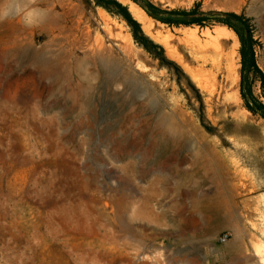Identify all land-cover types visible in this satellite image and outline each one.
Returning <instances> with one entry per match:
<instances>
[{
	"label": "rangeland",
	"instance_id": "1",
	"mask_svg": "<svg viewBox=\"0 0 264 264\" xmlns=\"http://www.w3.org/2000/svg\"><path fill=\"white\" fill-rule=\"evenodd\" d=\"M116 1L180 74L95 0H0V264H264V117L241 94L240 37L218 22L243 17L264 74V0H149L217 14L205 27ZM218 27L235 36L198 51ZM252 89L264 103V81Z\"/></svg>",
	"mask_w": 264,
	"mask_h": 264
},
{
	"label": "trees",
	"instance_id": "2",
	"mask_svg": "<svg viewBox=\"0 0 264 264\" xmlns=\"http://www.w3.org/2000/svg\"><path fill=\"white\" fill-rule=\"evenodd\" d=\"M141 6L149 16L167 24L169 26H193L197 25L205 27L208 16L217 14H205L201 12L198 5L191 10H174L166 11L155 6L149 0H133ZM98 6L105 8L108 12L119 15L125 19L129 27L134 41L145 49L150 55L158 59L162 65L174 67L177 74L181 73V69L165 56V50L162 46L154 43L143 32L141 25L133 19L127 8L121 5L116 0H95ZM112 5H114V10ZM223 18H219L220 24L226 25L233 29L241 41V77L242 90L241 94L245 101L246 107L253 113H259L264 117V103L261 102L255 95L252 89L253 83L259 79L264 81V74L258 66L256 59L255 45L256 41L253 38L252 30L243 17L235 14H222ZM197 91V90H196Z\"/></svg>",
	"mask_w": 264,
	"mask_h": 264
},
{
	"label": "bare ground",
	"instance_id": "3",
	"mask_svg": "<svg viewBox=\"0 0 264 264\" xmlns=\"http://www.w3.org/2000/svg\"><path fill=\"white\" fill-rule=\"evenodd\" d=\"M43 1V0H42ZM120 1H122V2H125V0H120ZM49 4V3H48ZM47 4V5H48ZM54 4V3H53ZM64 6H67V5H64ZM47 7V6H46ZM45 7V8H46ZM39 8H41V7H39ZM43 9H44V7H43ZM54 10V9H53ZM48 11V10H47ZM62 11V10H61ZM65 11H67V9L65 10ZM130 11L133 13V15H134V17L143 25V28H144V30L146 31V32H148V33H151L153 30H154V26H153V22L151 21V19H149V17H147V15L145 14V12L142 10V9H140V8H138L136 5H134V4H132L131 6H130ZM43 12H45L44 10H43ZM43 12H41V14L39 15V17L41 18V20H44V19H46V23L48 22V24H51V25H54V23H55V20H58V17L55 15V12L53 13H49V11H48V13H45V14H42ZM63 12V11H62ZM58 13V12H57ZM60 13V12H59ZM61 14V13H60ZM63 15V14H62ZM61 15V16H62ZM64 15H66V14H64ZM63 17V16H62ZM65 18V17H64ZM63 18V19H64ZM70 18V17H69ZM49 19V20H48ZM55 19V20H54ZM66 19V18H65ZM64 19V20H65ZM60 21V20H59ZM106 21V20H105ZM41 24H44V23H41ZM60 24V23H59ZM72 24V23H71ZM11 25V24H10ZM16 25H17V23H16ZM45 25V24H44ZM47 25V24H46ZM64 25V24H63ZM78 25V24H77ZM108 25V24H107ZM55 26V25H54ZM75 26V25H74ZM43 27V26H42ZM67 27V26H66ZM70 27V26H69ZM75 27H77V26H75ZM11 28V27H10ZM14 28V27H13ZM58 28H60V26L58 27ZM63 29V28H62ZM62 29H60L61 30V32L64 30H62ZM66 29V28H65ZM68 29V28H67ZM71 29V28H70ZM70 29H68V30H70ZM110 29V28H109ZM76 30V29H75ZM15 31H16V29H15ZM57 31V30H56ZM77 31V30H76ZM19 32H20V29H19ZM25 32V31H24ZM60 32V33H61ZM66 32V31H65ZM73 32V31H72ZM87 32V31H86ZM184 32V31H183ZM225 32H229V34H230V36L229 37H231V36H235L234 35V33L233 32H231V31H229L226 27H218L217 29H215L214 31H213V33L212 32H210L209 30H206L205 31V33H204V36H205V40L204 41H201L200 39L197 41V44H196V46H198L197 47V50L198 51H201V52H204V51H206V49L210 46V43H214L215 41H219V39L223 36V34L225 33ZM77 33V32H76ZM14 34V33H13ZM54 34V33H53ZM56 34V33H55ZM61 34H64V32L63 33H61ZM75 34V33H74ZM73 34V35H74ZM84 34H86V33H84ZM184 34V33H183ZM65 35H66V33H65ZM69 35V34H68ZM88 35V34H87ZM158 35L159 36H161V34L160 33H158ZM185 35H186V37L187 38H193V39H196V32H195V30H185ZM64 36V35H63ZM67 36V35H66ZM70 36V35H69ZM81 36H82V34H81ZM226 36V35H225ZM18 38L20 37V35L19 36H17ZM65 37V36H64ZM75 37V36H74ZM86 37V36H85ZM72 38V37H71ZM83 38V37H82ZM88 38V37H87ZM185 38V37H184ZM198 38V37H197ZM167 39H168V37H164V41L167 43ZM20 40V39H19ZM63 40V39H62ZM69 40H70V38H69ZM69 40H67V42L69 41ZM88 40V39H87ZM99 40V39H98ZM101 40V39H100ZM157 40H158V38H157ZM187 40V39H186ZM64 41V40H63ZM63 41H60V42H63ZM71 41V40H70ZM75 41V40H74ZM81 41V40H80ZM66 42V41H65ZM66 42V43H67ZM72 42V41H71ZM83 42V41H82ZM186 42V41H185ZM189 42V41H188ZM85 43V42H84ZM98 43V42H97ZM195 43V42H194ZM75 44V43H74ZM59 45V44H58ZM57 45V46H58ZM64 45V44H63ZM78 45V44H77ZM236 45H237V42H236ZM236 45H234V46H236ZM52 46V45H51ZM56 46V45H55ZM62 45H60V47H61ZM72 46V45H71ZM96 46V45H95ZM48 47V46H47ZM53 47V46H52ZM52 47H51V49H52ZM68 47V46H67ZM168 47V46H167ZM214 47V46H213ZM46 48V47H45ZM49 48V47H48ZM57 48V47H56ZM71 48V47H70ZM74 48V47H73ZM81 48V47H80ZM89 48V47H88ZM50 49V48H49ZM93 49V48H92ZM26 50V49H25ZM56 50V49H55ZM68 50V49H67ZM97 50V49H96ZM24 51V50H23ZM30 51H32V50H30ZM35 51V50H34ZM46 51V50H45ZM53 51V50H52ZM47 52V51H46ZM211 52V51H210ZM25 53V52H24ZM43 53V52H42ZM54 53V52H53ZM40 54V53H39ZM46 54V53H45ZM66 55V54H65ZM41 56H42V54H41ZM47 56V55H46ZM60 56H62L61 54H60ZM66 56H68V55H66ZM48 57H50V56H48ZM53 57V56H52ZM63 57V56H62ZM232 57V56H231ZM55 58V57H54ZM59 58V57H58ZM233 58V57H232ZM231 58V59H232ZM35 59V58H34ZM39 59H41L40 57H39ZM48 59V58H47ZM56 59V58H55ZM65 59V58H64ZM38 59H36V61H37ZM43 60H46V59H44L43 58ZM49 60H50V58H49ZM48 60V61H49ZM52 60V59H51ZM63 60V59H62ZM40 61V60H39ZM39 61H37V62H39ZM44 62H46V61H44ZM48 63V62H47ZM47 63H46V65H47ZM66 63V62H65ZM59 64V63H58ZM233 65V64H232ZM52 67V66H51ZM60 68V67H59ZM66 68V67H65ZM56 69V68H55ZM67 69V68H66ZM60 70V69H59ZM65 70V69H64ZM232 70H233V68L232 67H229V74L231 75V73H232ZM49 71V70H48ZM61 71V70H60ZM63 71V70H62ZM62 71H61V73H62ZM66 71L67 70H65V73H66ZM51 72V71H50ZM46 73V72H45ZM56 74H58V73H56ZM55 74V75H56ZM96 75V74H95ZM197 77L199 78V84L200 85H202L205 89H206V86L208 87L209 86V84L211 83V80H214L215 81V76H213L212 74H209V73H205V71H203V70H199V71H197ZM213 77H212V76ZM229 75V76H230ZM54 76V75H53ZM64 76V75H63ZM60 77V76H59ZM59 77H55V78H59ZM89 77V76H88ZM235 77V76H234ZM54 78V79H55ZM61 79H62V77H61ZM92 79V78H91ZM237 79V78H236ZM239 79V78H238ZM237 79V80H238ZM56 80V79H55ZM66 80V79H65ZM96 80V79H95ZM53 82H54V80H52ZM55 83H57L56 81H55ZM71 83V82H70ZM214 83V82H213ZM212 83V84H213ZM53 84V83H52ZM59 84V83H58ZM57 84V85H58ZM65 84H66V82H65ZM211 84V85H212ZM62 85H63V83H62ZM69 85V84H68ZM214 85V84H213ZM53 86H54V84H53ZM72 86V85H71ZM52 87V85L50 86V88ZM56 87V86H55ZM60 88V87H59ZM66 88V87H65ZM208 89V88H207ZM56 90H58V89H56ZM66 90V89H65ZM69 90V89H68ZM68 92V91H67ZM83 92V91H82ZM59 93V92H58ZM85 94V93H84ZM96 94V93H95ZM68 95V94H67ZM83 95V94H82ZM86 95V94H85ZM63 96V95H62ZM64 96H65V94H64ZM130 96V95H129ZM128 96V97H129ZM60 97V96H59ZM68 97H69V95H68ZM74 97V96H73ZM54 98V97H53ZM61 98V100H62V97H60ZM150 98V97H149ZM64 99V98H63ZM95 99V98H94ZM123 99V98H122ZM59 101V100H58ZM63 101V100H62ZM65 103V102H64ZM71 103V102H70ZM147 103V102H146ZM152 103V102H151ZM65 105V104H64ZM77 106V105H76ZM147 106V105H146ZM149 107V106H148ZM60 108V107H59ZM92 112V111H91ZM90 112V113H91ZM146 115V114H145ZM154 119V118H153ZM157 124V123H156ZM160 124V123H159ZM168 124V123H167ZM161 125V124H160ZM178 128V127H177ZM176 128V129H177ZM165 129V128H164ZM182 129V128H181ZM173 131V130H172ZM171 131V132H172ZM175 131V130H174ZM179 131V130H178ZM170 133V132H169ZM171 134V133H170ZM173 135V134H172ZM180 135V134H179ZM170 136V135H169ZM193 137V136H192ZM188 138V137H187ZM195 138V137H194ZM180 140V139H179ZM200 140V139H199ZM128 141V140H127ZM178 141V140H177ZM177 141H175V142H177ZM201 143V142H200ZM208 147V146H207ZM131 150V149H130ZM121 156V155H120ZM199 156V155H198ZM200 158V157H199ZM216 159V158H215ZM210 166V165H209ZM212 166V165H211ZM210 168V167H209ZM219 169V168H218ZM130 170V169H129ZM211 170V169H210ZM144 171V170H143ZM144 173V172H143ZM204 177H205V175H204ZM228 181V180H227ZM213 182V181H212ZM192 183V182H191ZM228 197V196H227ZM224 200H225V197L223 198ZM223 207V206H222ZM195 209V208H194Z\"/></svg>",
	"mask_w": 264,
	"mask_h": 264
},
{
	"label": "clouds",
	"instance_id": "4",
	"mask_svg": "<svg viewBox=\"0 0 264 264\" xmlns=\"http://www.w3.org/2000/svg\"><path fill=\"white\" fill-rule=\"evenodd\" d=\"M22 11H23V9L20 10V12H22ZM8 16H9V15H8V14H5V12H4L3 9H0V20H3V19H5V18H7ZM24 22H25L26 24H30V23H32V20H31V18H30V15L26 14V15L24 16Z\"/></svg>",
	"mask_w": 264,
	"mask_h": 264
},
{
	"label": "built area",
	"instance_id": "5",
	"mask_svg": "<svg viewBox=\"0 0 264 264\" xmlns=\"http://www.w3.org/2000/svg\"><path fill=\"white\" fill-rule=\"evenodd\" d=\"M220 242H221V243H226V242H227V236H223V237L220 239Z\"/></svg>",
	"mask_w": 264,
	"mask_h": 264
}]
</instances>
